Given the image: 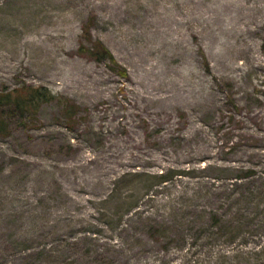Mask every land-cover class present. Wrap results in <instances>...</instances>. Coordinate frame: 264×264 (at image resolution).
I'll list each match as a JSON object with an SVG mask.
<instances>
[{
    "label": "rangeland",
    "instance_id": "374dc122",
    "mask_svg": "<svg viewBox=\"0 0 264 264\" xmlns=\"http://www.w3.org/2000/svg\"><path fill=\"white\" fill-rule=\"evenodd\" d=\"M86 25L128 79L78 53ZM22 86L52 98L0 109V264H264V0H0Z\"/></svg>",
    "mask_w": 264,
    "mask_h": 264
},
{
    "label": "trees",
    "instance_id": "16d2710c",
    "mask_svg": "<svg viewBox=\"0 0 264 264\" xmlns=\"http://www.w3.org/2000/svg\"><path fill=\"white\" fill-rule=\"evenodd\" d=\"M83 34V39L85 42L88 44V47H86L84 44H81L78 49V53L80 55H87L92 61L96 63H107L113 72L120 78V79H128V74L121 65L117 63L113 55L110 53V51L104 46V44L99 41V40H93L90 32H89V27L86 25L84 26V30L82 32ZM206 68L208 70V66L206 64ZM52 96L46 92L45 90L38 89V88H33L30 86H22L19 89H15L10 92H6L3 94H0V109L3 106H8L13 110L15 113H17L20 117H23L25 114H30L33 115L38 107L39 104L42 101L50 100ZM61 113H62V118H63V125L64 128L67 131L73 132L75 127L78 125L80 117H78L79 113V108L69 100L63 99L61 102ZM22 126H25L24 123H22ZM8 135V130L6 124H4L3 120L0 119V136H7ZM135 173H123L120 176V180L122 179L125 180L129 177H133ZM182 173H175L174 175L167 176L163 172L157 175H153L157 179V184L163 185L164 183L169 182L170 180L173 179V177H179L181 176ZM253 175L252 171H245L242 173V175H238L235 177L236 180L241 181V180H247L251 178ZM118 179V180H119ZM117 181V180H116ZM115 184V183H114ZM165 186V185H163ZM262 192V187H256L255 188V193L257 195L261 194ZM111 199V197H110ZM122 203V202H121ZM211 218H214V224L217 225L219 222H217L216 219L217 217L211 213ZM111 218H116L114 214L110 213ZM181 217H175V222L174 226L175 227H181L180 220ZM264 219V218H263ZM144 229L146 231H149L151 233L152 238H156L157 242H162V239H159V235H157L161 229V225L156 222L155 220H151L150 218L146 217L144 222H143ZM163 227V226H162ZM166 233V232H165ZM11 235V234H9ZM178 235L177 233L173 236H170L168 241L170 242L172 239H174ZM29 238H24L22 240L19 239H11L12 244L15 245L16 247H23L21 249V258H23L24 261H29L32 258V253H27L25 255V252L29 251L30 245ZM25 250V251H24ZM28 259V260H26ZM28 264V263H26Z\"/></svg>",
    "mask_w": 264,
    "mask_h": 264
}]
</instances>
